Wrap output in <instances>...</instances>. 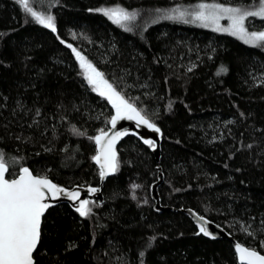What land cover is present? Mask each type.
<instances>
[{
  "label": "trees",
  "instance_id": "1",
  "mask_svg": "<svg viewBox=\"0 0 264 264\" xmlns=\"http://www.w3.org/2000/svg\"><path fill=\"white\" fill-rule=\"evenodd\" d=\"M259 1L34 0L36 10H52L53 32L18 0H0V151L9 178L28 166L61 186L101 185L94 138L115 108L69 45L163 137L159 160L133 134L120 141L117 170L89 215L49 207L36 264H240L232 242L202 234L188 208L264 253V46L194 20L201 4ZM101 9L134 19L117 24ZM173 10L186 15L169 19ZM247 27L264 21L250 17ZM160 173L163 211L151 197Z\"/></svg>",
  "mask_w": 264,
  "mask_h": 264
},
{
  "label": "snow or ice",
  "instance_id": "2",
  "mask_svg": "<svg viewBox=\"0 0 264 264\" xmlns=\"http://www.w3.org/2000/svg\"><path fill=\"white\" fill-rule=\"evenodd\" d=\"M24 10L32 15L37 22L43 26L56 31L54 18L52 16H43L29 6V0H18ZM202 10L210 6L201 4ZM211 7L219 9L223 12L233 13L229 18L232 21L231 33L239 36L245 43L256 46L258 43L264 46V32L249 33L245 28V19L249 16H260L264 18V0L258 11H242L239 8H224L221 5H212ZM103 13L114 20L115 23L121 24L124 21L134 19V14H129L123 9H101ZM178 16H169V19H183L185 12L179 10ZM194 20L201 21L207 26L208 22L218 23L219 16L215 13L206 14L204 11L195 13ZM185 23L189 22L184 20ZM2 35V34H0ZM71 47V45H69ZM75 52L76 50L73 49ZM77 58L81 62V67L88 73L87 79L93 84L101 96H106L112 102L116 110V115L112 117L110 123L112 128L116 127L117 120L128 119L136 120L138 124L147 126L148 128L159 133L160 129L155 124L141 114L139 110L130 104L113 86L104 79L103 73L98 71L90 62L86 60L80 52H76ZM226 72L221 68L218 72ZM82 134V133H81ZM127 135L126 132H115L106 140V146L101 148V154L94 159L97 163L101 162L103 156L104 163L101 164V177L115 172L118 167V161L114 145L118 138ZM108 137V133L101 130L100 135L96 136L95 142L101 144L102 140ZM145 143L154 147V142L145 140ZM8 171L4 153L0 151V264H35L33 252L36 250L41 236V218L45 211L51 206L45 201L54 199L58 194H63L72 200H79L77 211L81 216H87L91 212L88 207L89 200H80V192L73 190L67 191L57 187L46 178H37L33 176L28 168H23V174L19 179H5V173ZM91 192L97 189H90ZM49 193V195H46ZM203 219V218H201ZM200 232L205 236L210 235L205 227L200 228ZM236 250L240 253L243 261L247 258V264H264V255H260L254 250H249L236 246Z\"/></svg>",
  "mask_w": 264,
  "mask_h": 264
},
{
  "label": "water",
  "instance_id": "3",
  "mask_svg": "<svg viewBox=\"0 0 264 264\" xmlns=\"http://www.w3.org/2000/svg\"><path fill=\"white\" fill-rule=\"evenodd\" d=\"M133 105L137 108V110L140 111V109L135 104H133ZM141 114L143 116H145L142 112H141ZM115 115H116V110H114V113H113L112 117H114ZM145 118L148 119L151 123H153L146 116H145ZM155 125H156V127H158L160 129L159 133L155 132L154 130L148 128L145 125L138 124L136 120H128L126 118L117 120L115 128H112L111 123H110L109 129L104 131V132L108 133V137H105L104 140H102L101 144H97L96 143V146H97V155L96 156H99L101 154V148L106 146V140L108 138H110L115 132H126L127 135L128 134H133V135L137 136L143 142L145 140L153 141L154 142V147L152 146V151L154 152V154L156 155L157 159L159 160L160 157H161V144H162L163 137H162L161 128L157 124H155ZM98 135H100V133ZM125 136L126 135L118 138L116 143H115V145H114L117 160H118V145H119L120 141ZM95 162H96V164L99 166V168L101 170V164L104 163L103 156H101V162L100 163H97L96 160H95ZM23 168H28L29 171L32 173V175L36 176L37 178H46V179L50 180L53 184H55L59 188L65 189L67 191H73V190L79 191L80 192V200H83V199H87L89 201L98 200L100 203H102L103 200H104V196H103V192H102V184H103V182L107 179V177L113 175L116 172V171L112 172V173L108 174L107 176H105L103 178L101 177V185L100 186H91V185L90 186H81V185H76V186H73V187H65V186L59 185L58 183H56L53 179H51L48 176L35 174L32 171V169L30 167H28V166H25ZM22 169L20 170V173L14 178H9L8 175H7V172H8L7 171L5 173V179H8V180L19 179V177L23 174ZM163 180H164V176H163L162 173H160L159 176H158V180L155 183H153L152 188H151V197H152L153 201L155 202V210H157V211L169 210V207L163 206L162 203H161V197H160L159 188H160L161 184L163 183ZM92 188L97 189V191L91 192L90 189H92ZM46 195L50 196L49 193H46ZM45 202L49 203L51 206H56V205H60V204H63V203H67V204L71 205L75 210H77V207L79 205V200H72V199L66 197L63 194H58L54 199H49V200H47ZM46 211H45V213H46ZM184 212L191 218V220L194 222V224L196 225V227L198 228L199 231H200L201 227H205L208 230V232L210 233V235L207 236L208 238L230 240L232 242V244H233L236 256H237L238 261H239L240 264H247V258H245L243 261L241 260L240 253L236 250V246L237 245H240L241 247L249 249V250H254V251L258 252L260 255H264V253H262L258 249L253 248V247H249L246 244L238 241L225 228H223L222 226H220L219 224H217L216 222H214L210 218H208L206 216H203V215H200L199 213H197L195 210H193L191 208L185 209ZM45 213H44V215H45ZM201 218H203V219H201ZM42 223H43V217L41 218V233H42ZM40 240H41V236H40ZM39 243H40V241H39ZM39 243L37 245L36 250L33 252V258H34L35 264H36V260H35V255L34 254H35V252L38 249Z\"/></svg>",
  "mask_w": 264,
  "mask_h": 264
},
{
  "label": "rangeland",
  "instance_id": "4",
  "mask_svg": "<svg viewBox=\"0 0 264 264\" xmlns=\"http://www.w3.org/2000/svg\"><path fill=\"white\" fill-rule=\"evenodd\" d=\"M33 2H34V0H29V6L30 7H32V9H33V11H35V12H37V13H39V14H41V15H43V16H45V17H47V16H52L53 18H54V16H53V13H52V10L50 9V8H45V10H36L34 7H33ZM261 2H262V0H260L258 3H256V4H254L253 6H249V7H244V8H240L242 11H258L259 10V8L261 7ZM206 5H209L210 7L209 8H207V9H201L200 7H199V9H198V11L197 12H199V11H204L206 14H212V13H215L217 16H219V20H218V23H213V22H208L207 23V26H205V23L204 22H201V21H198L202 26H205V27H209V28H212V29H215V30H218V31H220V32H227V33H230V34H232L231 33V26H232V21H231V19L229 18L230 16H232L233 15V13H230V12H223V11H220L219 9H216V8H213V7H211L212 5H221V4H217V3H208V4H206ZM221 6H223L224 8H233V9H235L236 7H232V6H229V5H221ZM30 14V13H29ZM31 15V14H30ZM32 16V15H31ZM250 17H255V18H259V19H262L263 21H264V18H261L260 16H249V17H247L246 19H245V28L247 29V31L249 32V33H252V32H264V28L263 29H261V30H250L248 27H247V21H248V18H250ZM233 35V34H232ZM234 36H236V37H238L239 39H241L239 36H237V35H234ZM242 40V39H241ZM243 42H245L244 40H242ZM259 44V43H258ZM71 48L72 49H75L76 51H75V54H76V52H79V50L78 49H76L75 47H73L72 45H71ZM83 69V74H84V76L87 78V76H88V73L85 71V69L84 68H82ZM104 76V75H103ZM104 79L105 80H107L106 78H105V76H104ZM108 81V80H107ZM108 83H110L109 81H108ZM111 84V83H110ZM112 85V84H111ZM113 86V85H112ZM114 88V87H113ZM116 90V89H115ZM117 91V90H116ZM118 92V91H117ZM121 95V94H120ZM122 96V95H121ZM132 188H133V195H135V191L136 190H138V189H140L139 188V186H137V185H134V186H132Z\"/></svg>",
  "mask_w": 264,
  "mask_h": 264
},
{
  "label": "bare ground",
  "instance_id": "5",
  "mask_svg": "<svg viewBox=\"0 0 264 264\" xmlns=\"http://www.w3.org/2000/svg\"><path fill=\"white\" fill-rule=\"evenodd\" d=\"M97 155V154H96ZM194 210V209H193Z\"/></svg>",
  "mask_w": 264,
  "mask_h": 264
}]
</instances>
